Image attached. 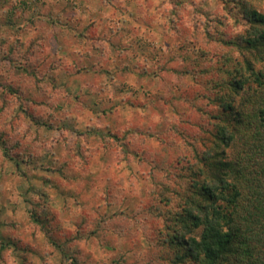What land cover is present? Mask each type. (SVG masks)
I'll list each match as a JSON object with an SVG mask.
<instances>
[{
  "label": "clouds",
  "instance_id": "clouds-1",
  "mask_svg": "<svg viewBox=\"0 0 264 264\" xmlns=\"http://www.w3.org/2000/svg\"><path fill=\"white\" fill-rule=\"evenodd\" d=\"M230 229L264 264V0H0V264H214Z\"/></svg>",
  "mask_w": 264,
  "mask_h": 264
},
{
  "label": "trees",
  "instance_id": "trees-1",
  "mask_svg": "<svg viewBox=\"0 0 264 264\" xmlns=\"http://www.w3.org/2000/svg\"><path fill=\"white\" fill-rule=\"evenodd\" d=\"M207 251L209 256L214 259V264H241L240 261L235 260V257L250 254V242L230 229L229 236L223 239L210 236Z\"/></svg>",
  "mask_w": 264,
  "mask_h": 264
},
{
  "label": "rangeland",
  "instance_id": "rangeland-1",
  "mask_svg": "<svg viewBox=\"0 0 264 264\" xmlns=\"http://www.w3.org/2000/svg\"><path fill=\"white\" fill-rule=\"evenodd\" d=\"M53 47H55L54 42H53ZM32 223L40 229V232L34 233L33 235L39 239L41 244V251L47 252L48 248H51L56 252H61V247L58 246L52 239H50L48 233L44 231V225L41 223V221L37 219L35 216H33ZM5 242L7 243L8 241ZM61 255L64 256L66 254L61 252ZM53 264H55L54 260H53Z\"/></svg>",
  "mask_w": 264,
  "mask_h": 264
}]
</instances>
